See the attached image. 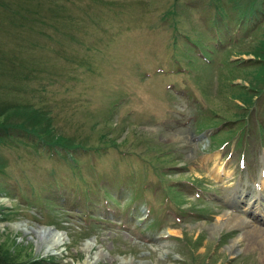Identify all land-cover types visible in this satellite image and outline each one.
Listing matches in <instances>:
<instances>
[{
    "label": "rangeland",
    "instance_id": "374dc122",
    "mask_svg": "<svg viewBox=\"0 0 264 264\" xmlns=\"http://www.w3.org/2000/svg\"><path fill=\"white\" fill-rule=\"evenodd\" d=\"M0 101L63 144L0 142L18 263L264 264L219 225L264 228V0H0Z\"/></svg>",
    "mask_w": 264,
    "mask_h": 264
},
{
    "label": "trees",
    "instance_id": "16d2710c",
    "mask_svg": "<svg viewBox=\"0 0 264 264\" xmlns=\"http://www.w3.org/2000/svg\"><path fill=\"white\" fill-rule=\"evenodd\" d=\"M15 107V106H13ZM12 106L5 103L1 105L0 101V142H18L22 140L24 136L33 138V147H44L45 149H51V147H60L62 144L61 137L53 135L49 125V118L37 109L27 112L28 114L23 116V121L12 122L8 121L10 115L20 112L16 107L11 109ZM24 114V113H21ZM46 134L49 138L42 135ZM1 166V163H0ZM4 182L0 180V194L8 191L7 187L3 185ZM1 213V208H0ZM51 260L49 258L32 259L26 262L18 263L16 261L15 253L5 246L0 245V264H48Z\"/></svg>",
    "mask_w": 264,
    "mask_h": 264
},
{
    "label": "bare ground",
    "instance_id": "6f19581e",
    "mask_svg": "<svg viewBox=\"0 0 264 264\" xmlns=\"http://www.w3.org/2000/svg\"><path fill=\"white\" fill-rule=\"evenodd\" d=\"M255 210L261 219V223H264V212H262L261 209L259 210L255 209ZM237 220H239V222ZM220 224L222 227H235L239 229L238 234L233 238V240H231L229 246H227L228 249L236 247L239 240L245 239L247 241L248 247H252V246L254 247V245L259 246L262 252V258L264 259V228L258 229L255 226H252L251 224H249L246 220L242 218L241 220L238 218H230L227 212H223L220 215L219 225ZM15 226L16 228H22L25 231H28V230L34 231V233L36 234V237L35 236L34 237L36 238L35 241H37V246L44 248L43 253H56V248H58L64 240V236L62 235V233H60V231L55 230L51 227L31 229L29 226H24L21 223L15 224ZM173 232H174L173 230H167L166 233L173 234ZM88 249H89V245L85 247V251H87ZM96 260H97V257L87 255L85 256L82 262H78L77 264H94ZM119 264H128V261L127 260L123 261L122 259H120Z\"/></svg>",
    "mask_w": 264,
    "mask_h": 264
}]
</instances>
